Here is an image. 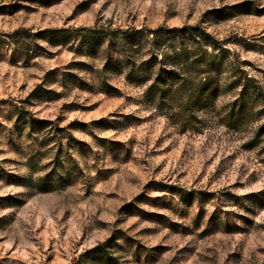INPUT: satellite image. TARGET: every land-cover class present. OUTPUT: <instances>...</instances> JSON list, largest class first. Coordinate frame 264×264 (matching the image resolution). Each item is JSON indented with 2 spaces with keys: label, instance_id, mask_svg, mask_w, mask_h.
<instances>
[{
  "label": "rangeland",
  "instance_id": "obj_1",
  "mask_svg": "<svg viewBox=\"0 0 264 264\" xmlns=\"http://www.w3.org/2000/svg\"><path fill=\"white\" fill-rule=\"evenodd\" d=\"M96 25L200 26L229 51L224 78L264 91V0H0V264H76L113 238L85 264H264V144L249 147L264 119L228 130L225 90L182 133L60 39Z\"/></svg>",
  "mask_w": 264,
  "mask_h": 264
},
{
  "label": "trees",
  "instance_id": "obj_2",
  "mask_svg": "<svg viewBox=\"0 0 264 264\" xmlns=\"http://www.w3.org/2000/svg\"><path fill=\"white\" fill-rule=\"evenodd\" d=\"M52 34L45 30L37 36L49 41L60 36L54 38ZM61 34L64 44L74 42L87 48L92 57L102 55L108 72H118L128 84L144 88L143 101L164 112L182 133L202 130L225 90L234 91L221 121L228 130L238 132L264 119V91L258 82L239 69L224 78L226 70H231L229 51L200 26L114 29L111 25H96ZM30 36L32 33L26 29L11 34L16 41ZM17 45L24 51L31 49L29 44ZM104 85L106 93L114 90L106 82ZM261 144L264 122L249 147ZM117 240H106L74 263L108 257Z\"/></svg>",
  "mask_w": 264,
  "mask_h": 264
}]
</instances>
